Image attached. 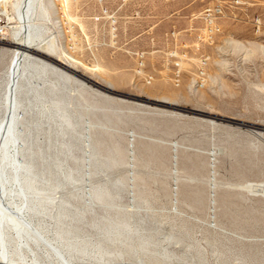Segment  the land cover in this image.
Listing matches in <instances>:
<instances>
[{
	"label": "rangeland",
	"instance_id": "rangeland-1",
	"mask_svg": "<svg viewBox=\"0 0 264 264\" xmlns=\"http://www.w3.org/2000/svg\"><path fill=\"white\" fill-rule=\"evenodd\" d=\"M219 1L221 31L201 42L200 14ZM63 2L42 0V36L54 40L57 58L81 61L67 66L76 72L68 81L48 72L43 88L30 89V98L54 101L55 125L68 126L58 148L73 136L68 167L57 173L68 179L48 170L32 179L45 233L78 264H264V0ZM14 13L0 1V24H15ZM11 39L0 41V109ZM139 51L151 79L135 75L144 71ZM35 142L36 150L47 136ZM8 244L15 259L32 260L14 238Z\"/></svg>",
	"mask_w": 264,
	"mask_h": 264
},
{
	"label": "bare ground",
	"instance_id": "bare-ground-1",
	"mask_svg": "<svg viewBox=\"0 0 264 264\" xmlns=\"http://www.w3.org/2000/svg\"><path fill=\"white\" fill-rule=\"evenodd\" d=\"M0 1L7 3L9 0ZM10 1L16 15L9 16L8 19H15V24L10 26L0 24V41L5 40L8 35L12 38L10 46L6 47L12 55L2 99L5 105L0 109V264H78L72 259L70 249L65 247L60 239L55 240L45 233L36 215L38 210L35 208L36 198L29 195L32 192V179L40 177L45 170L54 172V177L60 181L68 179V175L57 173L65 172L68 167L67 154L73 143L70 139L73 136L70 134L68 139H64L68 146L58 148L59 135L69 134L68 126L55 125L54 120L57 116L53 107L54 101L30 98V89L43 88L44 83L51 80L48 72L56 73L63 82L68 81L71 75L67 71L76 72L67 66L73 67L72 61L75 63L77 60L66 52L62 54L71 60L64 61L57 58L54 40L42 36L44 25L38 17L40 9H43L42 0ZM63 3L69 5L68 0ZM206 14L207 7L200 16L204 17ZM51 58H57L53 60L61 66ZM179 80L180 78H177V81ZM193 80V86L197 88L204 86L205 68L199 69L197 77ZM23 89L27 90L23 91ZM41 94L45 95L43 92ZM40 133L47 136V143L38 144V149L35 150V140ZM261 189H264V186ZM9 237L16 240L18 251L23 248L30 251L32 260L29 258L27 260L23 254L19 255V260L15 259L9 253L8 247L12 248L8 244ZM40 250L45 252L49 262L37 255V251ZM119 263L146 264L142 259ZM86 264H112V262L105 259L100 262H86Z\"/></svg>",
	"mask_w": 264,
	"mask_h": 264
},
{
	"label": "built area",
	"instance_id": "built-area-1",
	"mask_svg": "<svg viewBox=\"0 0 264 264\" xmlns=\"http://www.w3.org/2000/svg\"><path fill=\"white\" fill-rule=\"evenodd\" d=\"M231 3L239 6L245 5L247 0H231ZM207 14L204 17H201L204 21V27L201 29V32L198 34V39L201 42H211L212 39L216 36L218 31H221V18L224 16L226 5L223 1L216 2L215 4L206 6ZM105 13H108L106 10ZM110 22L113 28V31L116 32L118 28V19L114 16V14H109ZM145 52L139 51L136 52L137 56V64H144V71L135 72V75H142L144 80L151 79L150 74H146V58ZM173 66V77L177 81V78H181L182 69H181V60L180 58H176L174 60H170ZM208 65V57L204 56L201 58V62L199 65V69L202 70Z\"/></svg>",
	"mask_w": 264,
	"mask_h": 264
},
{
	"label": "water",
	"instance_id": "water-1",
	"mask_svg": "<svg viewBox=\"0 0 264 264\" xmlns=\"http://www.w3.org/2000/svg\"><path fill=\"white\" fill-rule=\"evenodd\" d=\"M114 93L122 94V93H119V92H114ZM122 95H125V94H122ZM126 96L137 97V96H133V95H126ZM139 98H140V97H139ZM140 99H142V98H140Z\"/></svg>",
	"mask_w": 264,
	"mask_h": 264
}]
</instances>
